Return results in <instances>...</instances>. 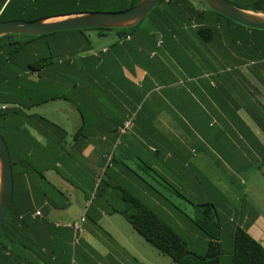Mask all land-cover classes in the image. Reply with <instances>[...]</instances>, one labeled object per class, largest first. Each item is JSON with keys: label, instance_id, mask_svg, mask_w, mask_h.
<instances>
[{"label": "trees", "instance_id": "obj_1", "mask_svg": "<svg viewBox=\"0 0 264 264\" xmlns=\"http://www.w3.org/2000/svg\"><path fill=\"white\" fill-rule=\"evenodd\" d=\"M139 1L0 0V20L18 18L33 20L49 15L88 10L120 11L134 6ZM230 1L248 10L264 12V0ZM203 3L205 6L200 7L191 0H160L146 16V18L150 16V20L145 26L151 25L143 34H147L150 38V50L152 51H160L164 47L163 37L173 35L175 37L180 35L179 38L181 35H191L193 38L197 37V42L210 45L209 50L223 51L225 53L223 59L230 60L233 66L218 68L213 64L211 69L218 72L221 70L220 73L226 81L238 86L237 88L242 93L240 98L245 103L241 106H247L249 99L244 98L247 89L252 87L258 89L252 80L255 78L256 81L264 84L262 74L264 29H253L232 21L221 13L210 9L204 1ZM142 22L126 28H88L56 31L43 35L7 34L0 37V132L7 141L12 157L15 191L13 201H15L18 176H25L28 179L25 188V194H28L26 200L28 205L25 209H30L32 197L29 198V196L35 194L36 190L42 191L39 193L50 207L66 209L69 205L68 202L58 205L53 201L55 197L67 198L69 193L52 182L50 178L52 175L48 173L51 171L53 175L57 174L76 189L85 192L87 200H91V204L92 202L105 203L110 212L120 213L147 242L160 253L169 255L175 264H221L222 256L225 253L226 234L229 235L232 248L228 264H264V245L240 224L237 223L234 226L230 223L229 225L224 224L217 205L212 201L196 204L202 209H200L201 214L193 219L197 226V232L205 238L206 249L203 254L191 250L182 234L161 217L160 210L168 212L164 211L159 200L165 199L164 204H170L165 192L170 189L168 185L171 184L169 183L171 179L167 172L171 170L172 162L171 167L157 168L153 162L145 160L140 153H136L134 155L137 159L134 161L136 164H131L123 157L122 147H119L117 151L115 146L109 152L105 149L103 170L97 171L95 174L91 169H88L87 172L84 171L82 166L84 163L79 159V156L94 139L92 137L94 133L90 132V127L98 130L100 125L87 120V116L79 104L81 95L76 98L75 92L84 93L86 102L95 104L97 108L100 105V97L102 100L105 99L104 95L99 94L97 70L98 56L103 52V49L93 50L94 47L87 31L96 30L101 36L113 33L119 42L124 43L131 41L128 39L129 37L131 39L138 35L139 29L144 26L141 25ZM160 34L162 40L158 44L160 40L158 35ZM196 50L198 49L196 48ZM227 52H231V56H227ZM213 57L215 59L216 53ZM217 59L219 60V58ZM246 65L255 69L252 71L251 78L240 70ZM158 67L160 68V66ZM164 68L166 69L165 66ZM196 76L189 75L192 78H196ZM84 81H89L92 87L96 88L95 93L97 94L90 93L87 89L88 86L86 84L84 86ZM179 83L180 79L175 77L172 81L164 84L176 91ZM187 85H190V80ZM258 92L260 93L259 89ZM60 99L72 103L78 109L82 123L76 126L73 131H68L43 114L32 112L34 107ZM2 105L7 107L2 108ZM251 105L252 120L259 124L260 129L264 130V107L256 108L254 101H251ZM141 109L142 106L131 111L123 122L117 124V130L126 120L135 115L133 125L127 131L133 128L140 131L151 130L154 137L149 140H155L153 143L155 155L159 152L170 151L171 154L173 151L177 152L178 149L173 146L170 137L171 131L169 133L158 122L138 120ZM177 123L186 129H189V123H210L211 131L208 133L204 130L201 133L209 142L211 150H217V142L214 141L212 132L222 129V123L210 120ZM235 123H241L240 127H237ZM235 123L230 128L226 125L230 132L229 140L239 148L246 146L247 154H245L248 157L252 151L258 152L264 165V147L262 145L259 147L258 142L252 144L251 139L256 136L252 132L251 126L246 122ZM226 127H224L225 130H227ZM224 137L218 136L215 139L222 142ZM245 138L248 142L244 140ZM188 145H183V147ZM247 145H249L248 148ZM137 150L140 151L135 149L134 152ZM246 155L242 162L238 160L244 169H248L250 166ZM261 166L262 164L260 169H262ZM155 170L164 182L161 191L153 183L154 181L158 182ZM34 181L43 182V185L35 187ZM173 189L181 197L188 199L174 186ZM150 195L153 196L155 208L147 198ZM13 204L0 231V243H2L1 237L5 231L6 235L8 233V237H11L6 229L9 219L14 217L15 229L24 226V222L27 221L24 217L14 213V210L25 211V209H14ZM89 208L86 219H92ZM233 222L236 223L234 220ZM13 240L18 241L17 238Z\"/></svg>", "mask_w": 264, "mask_h": 264}, {"label": "crops", "instance_id": "obj_2", "mask_svg": "<svg viewBox=\"0 0 264 264\" xmlns=\"http://www.w3.org/2000/svg\"><path fill=\"white\" fill-rule=\"evenodd\" d=\"M150 25L148 24V27L144 25L139 29L138 35L131 39L129 37L130 42H119L113 33L108 35L113 41L104 46L103 52L98 56L99 94L105 97L104 100L100 97L98 108L95 104L86 102L84 93L75 92L76 98L81 95L79 104L87 120L100 125L98 130L90 127L94 139L79 156L84 163L82 165L84 171L91 169L95 174L103 170L105 149L109 152L116 146L117 151L122 147L123 157L131 164H136L134 162L137 161L134 156L136 153H140L145 160L153 162L157 168L171 167L172 157L176 156L178 162L176 169L180 176L182 171L189 167L196 171L194 178H203L200 170L193 163L198 154L197 152L193 154L192 148L185 147L183 153H176L178 156L172 155L170 151L155 155L153 146L155 140H149L154 137L151 130L140 131L133 128L123 134L119 129L117 130V124L123 122L131 111L140 106L142 109L139 121L164 123L210 120L222 123V129L212 132V137L217 142V150L211 153L225 158L233 164L234 169H244L238 160L241 162L245 160L246 146L239 148L229 140L230 132L226 125L230 128L235 122L252 120V105L249 100L247 106L242 107L241 105L245 104L243 100L233 94L238 86L226 81L220 72L211 69V65L218 63L217 58L225 57V53L219 50L211 51L206 46L201 49L204 44L197 42V37L193 38L191 35H181L180 38V35L163 37L162 49H166L171 57L166 52L162 53V49L152 51L150 38L147 34H143ZM158 38L160 44L161 34ZM215 53L217 58L214 59ZM229 55L231 56V52H227V56ZM199 59L203 61L204 66ZM164 60L167 62L164 63ZM240 70L251 78L255 69L246 65ZM190 74L197 75V79L189 77ZM262 74L264 77V68ZM175 77L180 79L176 91L164 84ZM189 80L190 85H187ZM252 81L258 86L259 95L262 94L260 87H264L263 82L256 81L255 78ZM83 84L88 86L90 93L97 94L96 88L92 87L89 81H84ZM67 103L70 113L77 121H75L77 126L80 125L82 119L77 107L68 101ZM256 105L264 107L261 102ZM187 134H192V131L188 129ZM218 136H225L222 142L215 139ZM263 139L260 137L256 141L259 147L261 145L264 147ZM185 144H188V137L185 138ZM135 149L140 151L134 152ZM246 159L248 162L247 155ZM218 163L225 166L223 161ZM48 173L52 175L50 177L52 182L69 193L67 198L55 197L53 201L58 205L68 202V207L66 209L50 207L48 202L42 199L39 193L42 191L38 189L39 192L36 190L35 194L29 196L32 197L30 209H25L28 205L26 201L28 194H25L28 179L25 176H18L13 205L14 209L23 208L25 211L14 210V213L27 221L24 222V226L15 229L14 217L9 219L6 229L11 237H8V233L6 235V231L1 237L0 264H72V260H74L73 264H155L154 246L142 235L137 237L133 234L128 223L124 221V216L110 212L105 203L91 204L85 192L76 189L57 174L53 175L51 171ZM34 184L35 187H41L43 182L34 181ZM164 200H159V204L169 213L170 204L165 205ZM88 208L92 219H86L83 222V230L75 234L70 224L78 220L85 211L87 213ZM244 216L241 214L239 224L264 245V211L259 208L254 220ZM75 235L78 238L77 242H74ZM14 238L18 241L13 240Z\"/></svg>", "mask_w": 264, "mask_h": 264}, {"label": "rangeland", "instance_id": "obj_3", "mask_svg": "<svg viewBox=\"0 0 264 264\" xmlns=\"http://www.w3.org/2000/svg\"><path fill=\"white\" fill-rule=\"evenodd\" d=\"M191 1L197 6H205L202 0ZM149 18L150 16H148L141 25L147 24L150 20ZM87 33L93 44L94 51L102 49L113 41L110 36H101L96 30H89ZM203 44L204 45L200 47L201 49L204 46H206L207 49L210 48V45L208 46L206 43ZM161 52H166V54L171 57L166 49L163 48ZM200 61L203 63L202 60ZM163 62L166 63L167 60H164ZM217 62L218 63H215V65L218 66V68L233 66V63L230 60L223 59V57H220ZM202 66H204V63ZM260 90L262 94L259 95L258 89L253 87L248 88L244 98L249 99L250 102L254 101V104H258V102L264 104V87H260ZM233 94L235 97H240L242 93L238 88H235ZM257 108L261 107L257 106ZM69 110L70 108H68L67 101L60 99L34 107L32 112L43 114L65 127L68 131H73L77 126V121L76 119L74 120L73 115ZM160 124L163 125L169 133L170 131L172 132L170 137L173 146L178 149L175 153L172 149V155H177L176 153H183L185 151L183 145L186 146L185 138L188 137L189 145L187 147L190 149L192 148L193 154L197 152L198 157L194 159L193 163L198 167L203 177L202 179L194 178L193 175L196 174V171L191 170L189 167H187L186 170H183L180 176L176 169L178 163L177 157H172V168L167 172L171 179V182L169 183L172 185H168L170 186V189L165 192V195L168 197L171 204V212L166 213L160 210V215L177 232L182 234L191 250L203 254L206 249L204 242L205 238L197 232V226L193 222V219H196L201 214L200 209H202V207L197 206L196 204L206 201H212L215 203L219 209L221 218L226 225H229V223L233 226L237 223L239 224V222H241V213L245 215V218L254 220L259 208L264 211V165L262 163V157L258 152L252 151L248 161L250 163L249 168L236 170L234 169L233 164L226 161L222 156L217 154L212 155L211 151H213V149L211 150V146L208 144L209 142L205 140L201 133L204 130L208 133L211 131L209 127L210 123H189V130L192 131V134H187L188 129L177 122H162ZM246 124L251 126V130L256 136V138L251 139L252 144H255L260 137L262 139L264 138V130L263 128H259L258 123L249 120ZM235 125L240 127L241 123H235ZM244 140L248 142L246 138ZM220 161H223L225 166L219 164L218 162ZM261 164L262 169H260ZM155 175L158 182L154 181L153 183L161 191L164 184L163 179L159 176L158 172L155 173ZM173 186L184 193L189 200L181 197L173 189ZM147 198L149 199L150 204L155 208L156 204L154 203L153 196L150 195ZM236 210L238 212L237 215ZM233 220H235V224ZM124 221L128 223L133 234L137 235V237H141L139 232L136 231L126 219H124ZM225 238V253L222 256L221 264H228L227 262L232 250L229 235L227 236L226 234ZM141 239H143V237ZM154 251L155 264H175L169 255L160 253L156 248Z\"/></svg>", "mask_w": 264, "mask_h": 264}, {"label": "water", "instance_id": "obj_4", "mask_svg": "<svg viewBox=\"0 0 264 264\" xmlns=\"http://www.w3.org/2000/svg\"><path fill=\"white\" fill-rule=\"evenodd\" d=\"M160 0H140L120 11H83L49 15L33 20H0V37L7 34L43 35L46 33L88 28H126L141 23ZM225 17L253 29H264V12L248 10L230 0H203ZM14 173L9 146L0 132V231L12 208Z\"/></svg>", "mask_w": 264, "mask_h": 264}, {"label": "built area", "instance_id": "obj_5", "mask_svg": "<svg viewBox=\"0 0 264 264\" xmlns=\"http://www.w3.org/2000/svg\"><path fill=\"white\" fill-rule=\"evenodd\" d=\"M6 105H2V108H6ZM135 118V115L131 116L128 120L125 121V123L119 127V132L120 133H126V131L133 125V120ZM40 214V212H38ZM87 215L86 211L84 214L76 221L70 224V226L75 230V234H77L79 231L83 230V222L86 221ZM78 238L75 235V240L74 242H77ZM74 263V260H72V264Z\"/></svg>", "mask_w": 264, "mask_h": 264}]
</instances>
